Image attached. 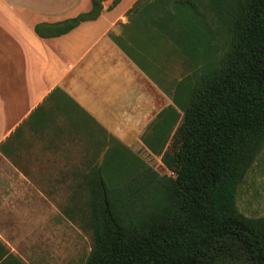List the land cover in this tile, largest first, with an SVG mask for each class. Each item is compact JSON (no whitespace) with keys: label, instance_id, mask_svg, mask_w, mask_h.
<instances>
[{"label":"trees","instance_id":"1","mask_svg":"<svg viewBox=\"0 0 264 264\" xmlns=\"http://www.w3.org/2000/svg\"><path fill=\"white\" fill-rule=\"evenodd\" d=\"M102 1L35 31L64 34L96 19ZM127 16L148 43L157 32L172 44L189 72L142 137L170 174L112 139L91 170L72 174L61 212L87 209L84 264H264V215L236 204L264 146V0H136ZM2 251L0 264H25Z\"/></svg>","mask_w":264,"mask_h":264},{"label":"crops","instance_id":"2","mask_svg":"<svg viewBox=\"0 0 264 264\" xmlns=\"http://www.w3.org/2000/svg\"><path fill=\"white\" fill-rule=\"evenodd\" d=\"M105 1L96 19L41 37L37 24L86 12L91 0H0V262L2 246L17 254L20 220L51 228L52 189L77 186L72 174L91 170L108 140L153 154L142 137L173 105L163 59L172 71L178 51L157 32L148 43L128 29L136 0ZM56 217L66 233L67 216Z\"/></svg>","mask_w":264,"mask_h":264},{"label":"rangeland","instance_id":"3","mask_svg":"<svg viewBox=\"0 0 264 264\" xmlns=\"http://www.w3.org/2000/svg\"><path fill=\"white\" fill-rule=\"evenodd\" d=\"M105 2L108 3L109 8L113 7V0ZM125 2L128 0H124ZM163 62L166 71L163 77L164 83L169 90H172L177 82L187 75L189 68L186 59L180 53L172 61L175 64L172 71L166 69L169 60L166 63L165 58ZM169 81H172V86L168 83ZM105 151L101 150L103 154ZM103 154L99 156V161ZM137 154L145 164L159 174H170L161 163L160 156L144 150H137ZM52 191L58 199L52 205L51 217L47 218L51 223V228L41 231L38 224L34 226L31 224V220H20V232L12 242L17 251L15 255L25 264H84L92 243L91 231L85 225L87 209L83 205V213L78 214L74 219L68 217L66 233H63V230L60 231L58 227L54 228V225L58 224L56 223L58 211L70 206L66 199L67 189L55 188ZM236 204L246 216L264 215V146L238 185Z\"/></svg>","mask_w":264,"mask_h":264}]
</instances>
